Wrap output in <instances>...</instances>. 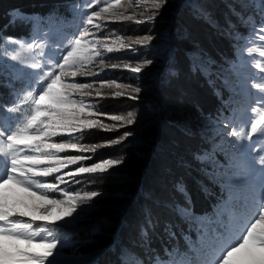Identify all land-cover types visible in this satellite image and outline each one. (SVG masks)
I'll return each mask as SVG.
<instances>
[{
    "label": "snow or ice",
    "instance_id": "obj_1",
    "mask_svg": "<svg viewBox=\"0 0 264 264\" xmlns=\"http://www.w3.org/2000/svg\"><path fill=\"white\" fill-rule=\"evenodd\" d=\"M168 3L169 0H135V6L150 4L145 10L150 14L141 13L144 18L137 19L135 14H124L127 8L121 0H86V9L99 10L83 12L78 34L59 38L58 42L52 37V44L45 43L49 38L45 36L39 43L33 40L26 45L28 49H38L37 56L44 62L37 59L29 65L41 73L23 101L31 104V112L21 116L15 107H0V264H58V249L63 246L58 229L74 223L80 206L101 195L96 191L74 192L70 185L81 183L78 177L110 173L124 163L123 157L86 162L99 149L126 141L131 132L92 145L80 143L78 134L82 136L93 129L118 131L134 124L135 115L99 113L93 103L85 101L106 98L102 92L105 88L122 87L124 91H113L111 97L128 95L138 99L141 88L122 86L115 80H102L97 85L95 80L78 83L76 79L96 77L106 70L129 71L134 78L139 77L155 63L154 59L108 63L106 57L118 52L137 54V46L151 45L156 36L125 38L100 33L106 23L154 24ZM126 4L134 7L132 0H126ZM254 31L264 40V14ZM5 39L9 43H22L12 37ZM259 56L264 58V50ZM252 67L264 74V62L257 61ZM243 87L255 90L256 107L250 111L259 113V119L249 120L250 130L246 133L235 127L226 132L234 141L229 142L233 150L231 162L223 166L218 177L231 194L225 201V211L209 221L190 214L207 242V250L196 264H264V155L258 156L261 149L252 143L255 136L264 134V82L244 78ZM232 123V119L225 118L221 131ZM70 151L78 154H68ZM194 159L202 161L204 157L194 153ZM69 166L75 167L69 170ZM258 172L261 180L253 186V177ZM177 187L183 191L181 182H177ZM232 200L248 209L249 215L242 224L233 223L228 216L227 205ZM158 264L165 262L158 260ZM167 264L176 262L169 260Z\"/></svg>",
    "mask_w": 264,
    "mask_h": 264
},
{
    "label": "rangeland",
    "instance_id": "obj_2",
    "mask_svg": "<svg viewBox=\"0 0 264 264\" xmlns=\"http://www.w3.org/2000/svg\"><path fill=\"white\" fill-rule=\"evenodd\" d=\"M132 2L134 7H127L126 0H121V3L125 4L127 8L125 15L135 14L137 19H143L144 16L141 13H144V15L150 14V12L145 11L150 8V4L140 7L135 6V0H132ZM213 2L215 6H220L223 14H226L225 23L210 18L208 6L213 5ZM85 4L86 0H81L69 6L66 12H54L44 19L36 16L24 17L25 20L32 23L33 29L28 36L17 38L22 42L21 44L9 43L3 38V43L0 45V82L7 84L9 91L7 96H10L11 100L10 105L4 107L17 108L18 115L21 116L31 112V104L23 103V101L27 92L35 87L33 82L38 79L41 73L38 69L29 67V65L37 59L41 63L44 60L37 56L38 49H28L26 45L32 43L33 40L39 43L45 36L49 37L45 43L52 44V37H56L58 42L59 38H71L74 34H78L77 29L82 26L83 12L87 11L90 13L93 10H99V8L88 10L85 8ZM103 6L100 5V7ZM189 11H194L196 15L189 17L191 22L194 21V27H187L189 31L186 32V28L181 25V18L185 14L184 12L188 13ZM262 14H264V0H169V3L161 9L160 15L154 24H137L125 21L123 23H106L103 26L100 34L105 36L110 33L125 38H135L146 34L156 36L151 45L147 47L137 46V54H132L131 52L109 54V57H106L108 63H118L121 60L135 63L145 58L154 59L155 63L146 68L139 77L135 78L129 71L106 70L99 72L96 77H78L76 79L78 83H92L95 80L97 85L102 80H115L122 86L133 85L140 87L141 92L138 99H131L128 95L112 98L111 93L113 91L125 90L122 87L121 89L105 88L102 92L106 98L85 101L86 103H93L95 111L99 113L114 115L133 113L135 115V123L132 125L138 127V129L128 131L125 127H122L118 131L113 132L93 129L85 131L82 136L78 134L79 142L85 145L102 144L123 135L124 132H131L132 136L122 143L99 149L93 159L86 162L92 163L106 158L119 159L123 157L124 163L121 166L110 173L78 177L81 183L70 185V190L74 192L96 191L101 195L92 202L80 206L74 223L58 229V235L63 245L58 249V264H97L96 261L106 251L108 246L103 245L94 248L90 245H95L96 237L101 236L109 228L107 227L109 224L113 225V231L105 234L108 238L111 237L109 242L117 234L114 233L117 231L116 227L119 228L118 231L122 228L119 226L122 225L124 217L128 214L131 205L137 200L139 195L138 193H130V189L133 190L132 187L136 183L137 178L143 174V166L148 165L146 162H149L150 156L154 160L158 157L159 159L161 158L159 151L155 148L160 137L157 135L159 132L157 127L162 125L164 120L162 122L151 118L150 121L152 123L149 124V128L151 127L152 131L149 135H145L143 124L140 125L145 108L149 110L155 105L163 108L164 105L168 111L173 110L172 106L188 107L187 104L196 100L195 98H201L202 94L206 95L208 93L206 86H199V82H195V85H193L194 82H190L188 73L191 70L189 67L183 68L182 71L184 73L182 74L183 86L181 85L182 83L175 84L170 82V76H175L179 68L178 65L172 62L176 60L178 64H182L181 55L187 56L192 62L190 68L191 66L199 68L202 76L207 77L210 83L208 86H211L216 95L223 98L222 93L224 90L230 95V98H223L221 102L225 106V112H229L228 117H223L224 114H221L223 116L219 119L210 116H197L191 122L197 124L199 134L208 143H212L213 148H217L218 151L224 153L228 160V165L230 164L233 150L229 142L234 141V138L227 137L226 132L231 131L232 127H235L238 132L244 131L246 133L250 130L249 120L259 119V113H251L250 111L251 108L256 107L255 101L258 97L255 90L243 87V80L244 78H250L255 80V82H264V74L259 73L257 69L252 67L257 61L264 62V58L259 56V52L264 50V40H260L254 31V28H258L261 24ZM177 24L182 27H177ZM212 33L218 35H216L218 40L214 43L222 41L227 42L231 46V61L225 54L219 56V59L212 54V49L208 45L210 44ZM182 40L185 41L184 44L181 43ZM199 50H202L203 53ZM11 57H16V59H11ZM232 57H234V60ZM95 71H99V69H95ZM191 92L192 95H190ZM185 98L188 101H185ZM160 100L162 101L161 103L159 102ZM225 118L232 119L233 123L230 127L221 131ZM104 122L111 123L109 120ZM154 125L157 126L154 128ZM169 129L171 128L166 126L159 134L163 137H171ZM218 132L221 134L217 135ZM221 136L224 138H221ZM252 143L253 146L261 149L257 155H264V134L255 136ZM131 146L134 148V152H132ZM215 151L216 149H214V154ZM68 154L75 155L78 153L70 151ZM215 158L213 157V159ZM212 162L214 165L210 166L211 169L208 170L207 174L218 178L223 166L227 165H222L221 162L215 160ZM73 167L75 166H69V170ZM144 177L145 174L141 177L145 181ZM152 178L156 179L155 176ZM148 179L150 178L148 177ZM218 180L223 181L219 178ZM260 180L261 176L258 172L253 177V186L258 185ZM138 188H141V186H138ZM145 198L147 199L148 196H145ZM232 201L236 202L235 200ZM143 203L145 204V201ZM229 203L227 212L231 221L242 224L249 215L248 209L242 207L243 209L238 211V213H233ZM163 204L164 207L167 205L170 208L178 209L179 214L188 216L187 218L190 217L191 212L181 205H171L167 202ZM119 220L121 225H117ZM123 224L126 225V223ZM199 233L200 244L207 250V242L202 239L200 229ZM114 240L109 244L110 247L113 246ZM198 254L201 257L204 252L198 251ZM129 259V254H125V260ZM175 262L176 264H196L189 260L182 262L176 260Z\"/></svg>",
    "mask_w": 264,
    "mask_h": 264
},
{
    "label": "trees",
    "instance_id": "obj_3",
    "mask_svg": "<svg viewBox=\"0 0 264 264\" xmlns=\"http://www.w3.org/2000/svg\"><path fill=\"white\" fill-rule=\"evenodd\" d=\"M80 1L0 0V45L3 43V38L12 37L17 39L31 33L33 25L25 18L36 16L44 19L54 12H66L69 6ZM208 7L211 19L214 18L221 23L226 22V14H223L219 5L215 6L213 2V5ZM17 13H19V16ZM184 13L181 18V25L188 32V28L194 27V21L191 22L189 17L191 15L195 16L196 13L194 11ZM176 26L182 27L178 24ZM216 35L212 33L210 44H208L212 49V54L217 59L225 54L231 61V46L222 41L214 43L218 40V35ZM181 43L184 44L185 41L182 40ZM199 51L202 52V50ZM181 56L183 59L182 64H178L176 60L172 62L178 65L179 68L175 76H170V82L182 83L183 86L182 74L184 73L182 71L183 68L189 67L191 70L188 73L190 82H194L193 85H195V82H199V86H206L208 93L206 95L202 94L201 98H195L196 100L187 104L188 107L172 106L173 110L167 111L166 106L163 105V108H160L162 106L154 104L155 106L149 108V110L145 108L140 124H143L144 134L149 135L152 131L149 124L152 123L150 119L154 118V120L162 122L164 120L163 124L157 128L161 133L164 127L169 126L171 137H163L158 132L157 135L160 137L155 149L159 151L161 158L159 159L157 155L156 161L150 156L149 162H146L148 165L143 166V174H145L144 178L146 180L144 181L141 178L143 174H140L141 177L137 178L136 183L133 182V190L130 189V193H138L139 195L131 205L128 214L124 217L122 225L120 220L117 221V225L120 224L119 227L122 228L118 231L119 228L115 226L117 231L114 233L117 234L112 238V241L115 239L113 246H109L112 243V241L109 242L111 237L108 238L105 235L113 231V225L111 224L107 226L109 228L101 236L96 237L95 245H90L94 248L103 245L108 246L96 261L97 264H158V260L164 261L165 264L169 260H179L180 262L189 260L196 263L200 258L198 251L206 252V249L200 244L199 227L190 217L187 218L188 216L179 214L178 209L170 208L167 205L164 207L163 203L181 205L188 209L192 215L207 221L214 219L218 214L225 211V201L230 196V193L225 190L226 184L224 181L218 180L217 177L207 174V172L211 169L210 166L214 165L212 161L215 160L221 162L222 165H228V160L224 153L218 151L217 148H213L212 143H208L199 134L197 124L191 122L197 116H210L219 119L223 116L221 114H224L223 117H228L229 112H225V106L221 102L223 98H230V95L225 90L222 93L223 98L216 95L211 86H208L210 84L209 80L206 76H202L200 69L193 66L190 68L192 62L187 56ZM232 59L234 60V57ZM8 94L7 84L0 82V107L10 105L11 100L10 96H7ZM190 95H192V92ZM186 98L185 101H188ZM125 128L128 131L138 129L134 125ZM214 149H216L215 154ZM194 153L201 155L204 159L197 161L194 159ZM213 157L216 158L213 159ZM153 176L156 179H153ZM178 181L182 183L183 191L177 187ZM138 186H141V188H138ZM145 196H148V198L146 199ZM229 205L233 213H238L243 209L237 202L231 201ZM123 223H126V225ZM167 253L172 255H166ZM125 254L130 256L127 261L125 260Z\"/></svg>",
    "mask_w": 264,
    "mask_h": 264
}]
</instances>
